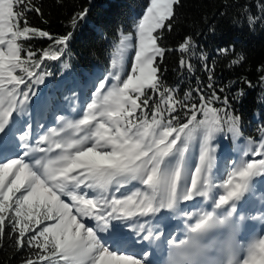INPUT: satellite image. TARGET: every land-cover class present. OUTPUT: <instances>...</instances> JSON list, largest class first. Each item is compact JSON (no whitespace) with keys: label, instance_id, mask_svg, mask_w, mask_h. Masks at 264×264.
<instances>
[{"label":"snow or ice","instance_id":"snow-or-ice-1","mask_svg":"<svg viewBox=\"0 0 264 264\" xmlns=\"http://www.w3.org/2000/svg\"><path fill=\"white\" fill-rule=\"evenodd\" d=\"M179 3L151 0L136 24L131 70L125 71L128 37H123L81 118H59L61 126L36 142L47 147H38L30 143L32 125L25 129L26 122L16 117L26 114L37 95L34 86L52 75L42 69L44 61L64 55L71 33L53 38L29 26L26 14L40 12L32 0H0V244L9 236L17 250L27 247L31 255L22 264H153L152 245L158 239L195 247L198 233L218 212L226 218L221 223L238 234L245 216L237 217V202L251 192L253 178L264 175V139L255 147L249 140L239 161L221 173L212 141L223 131L222 123L239 136L238 118L228 115L225 120L221 109L210 106L220 99L215 92L207 101L200 97L201 107L189 109L186 123L172 115L176 102L169 89L160 90L154 66L166 50L157 43L162 36L154 33L165 27ZM32 38H48L54 46L37 59L21 43ZM190 43L186 38L179 50L187 52ZM147 89L159 93L152 107ZM197 112L203 119H197ZM194 198L210 201V210L181 208V202ZM165 209L184 217L179 237L164 236L151 219L140 222ZM123 227L130 233H122ZM133 236L148 243L137 244ZM227 253L230 264H264V238L246 244L237 240Z\"/></svg>","mask_w":264,"mask_h":264},{"label":"trees","instance_id":"trees-1","mask_svg":"<svg viewBox=\"0 0 264 264\" xmlns=\"http://www.w3.org/2000/svg\"><path fill=\"white\" fill-rule=\"evenodd\" d=\"M32 3L40 12L26 14L29 26L47 31L53 38L71 33L64 55L56 61L45 60L42 65L44 71L52 73L45 77L48 85L62 97L70 90L65 77L70 82H83L95 73L97 77L106 75L115 47L124 34L134 33L149 0ZM81 12L85 13L82 18ZM169 23L171 30L167 28ZM157 34L162 36L157 43L166 50L163 59L157 57L154 65L158 67L160 90L171 91L176 102L172 115L180 123L187 122L193 105L201 107V96L207 101L215 92L220 99L210 106L221 109L219 114L225 120L228 115L239 120L237 142L251 140L256 144L264 139V0H180L173 6L172 18L154 33ZM186 38L191 40L189 49L181 52L179 45ZM21 43L25 50L36 52L37 59L42 50L54 46L48 38ZM65 63L68 67H64ZM147 95L153 97L150 107L159 102V93L147 89ZM196 115L198 120L203 118L200 112ZM222 129L220 137L226 139V146L232 147L234 136L226 124L222 123ZM29 255L27 247L17 250L9 236L0 244V264H22Z\"/></svg>","mask_w":264,"mask_h":264},{"label":"rangeland","instance_id":"rangeland-1","mask_svg":"<svg viewBox=\"0 0 264 264\" xmlns=\"http://www.w3.org/2000/svg\"><path fill=\"white\" fill-rule=\"evenodd\" d=\"M150 2L151 0H149V4ZM146 8L144 11H146ZM123 37H128L127 41L125 42L126 45L128 46L125 48L124 55H125V71H130L131 63L135 56V47L137 44L136 28L134 33L124 34L122 38ZM115 51H116V47L113 54L115 53ZM97 74L98 73H95L87 77L83 82H78V80H72L73 82L72 81L70 82V79H68L69 77H65L64 80L69 82L70 90H68L66 94L63 95L62 97H59L58 92L53 90L50 87V85H48L49 80H44V83L34 86L37 95L32 97V99L28 102L26 114L17 116L16 119H18L21 122H26L24 123L25 129L27 128V124H31L32 135L35 133L36 135L41 136L42 131L46 133L51 128L54 127L58 128L61 125L59 118H64V120H69L70 118H72V120L73 119L76 120L81 118L83 114V110L86 107V104L90 102L91 96L95 91V86L98 84L99 79L103 77V76L97 77ZM61 87L62 85L60 86V88ZM88 90L90 91V95H88ZM19 134L20 133L18 132L17 136ZM220 136L221 135L219 134V132L216 133L213 138L212 144L216 148V157H217L216 164L219 167L220 172L223 173L225 169L230 170L231 165L239 161L247 143L242 144L239 141L237 142V139H235L236 137H233L234 141L232 147L230 145L226 146V139L221 138ZM199 139H200V134L198 133L197 148H198ZM258 143L256 144L253 143V146L255 147ZM251 158H252L251 155L246 157V159H251ZM256 158L259 159L260 157H256ZM2 162L4 161L1 160L0 163ZM256 180H258V178L254 177L253 181ZM217 183H219V181H217ZM262 190H264V185L253 186L251 192L245 195L246 198L244 201L246 203L250 202L246 205L253 207L254 204V206H256V203L253 200H257L258 198H260V195L264 193ZM194 199L198 201H202L201 198H194ZM181 203H182L181 204L182 208H184L183 205L186 202H181ZM148 219L153 220L154 217H149ZM162 222L166 223L167 221L165 220ZM162 222L159 221L158 223H162Z\"/></svg>","mask_w":264,"mask_h":264},{"label":"clouds","instance_id":"clouds-1","mask_svg":"<svg viewBox=\"0 0 264 264\" xmlns=\"http://www.w3.org/2000/svg\"><path fill=\"white\" fill-rule=\"evenodd\" d=\"M225 220L224 214H215L211 225L198 233L200 238L195 247L180 244L179 241L169 245L163 239H158L155 244L162 254L160 264H230L227 248L238 239L227 222L221 223ZM180 239L184 240L186 236Z\"/></svg>","mask_w":264,"mask_h":264},{"label":"bare ground","instance_id":"bare-ground-1","mask_svg":"<svg viewBox=\"0 0 264 264\" xmlns=\"http://www.w3.org/2000/svg\"><path fill=\"white\" fill-rule=\"evenodd\" d=\"M69 120H72V118H70ZM41 134L43 135L45 133L42 132ZM39 137L40 136H37L36 134L31 135L30 143L32 145L38 146V147H47L45 144L36 145V142L39 139ZM18 150L19 149H16V151H18ZM1 160H3V159H0V161ZM263 177H264L263 175L262 176H258L257 177L258 180L252 181V185L253 186H262V185H264V178ZM245 198H246V196L241 201L237 202V207H240V206H243V205H246V204L250 203V202L245 203V201H244ZM191 205H197V206L196 207H192ZM180 206L182 208V205H180ZM201 206L204 207L205 210H210V201L205 202L203 200L202 201H198V200L194 199L193 201L186 202L183 205L184 209L192 211L193 213L198 212L200 210ZM243 208L244 209H240V210L237 209V213H236L237 217L239 215H241L242 212L251 211L250 208L249 209H246V207H243ZM163 217H167V219L163 220V221L166 220L167 221L166 223L161 221V218H163ZM148 218H142L140 222L143 223L144 219H148ZM159 221L162 222V223H158ZM169 222H172V223L175 222L177 224V226L174 227L173 230H172L173 233H178L179 231L182 232L184 227H185V225H184V217L177 216L174 212H172V210H166V209L162 210V212L160 214H157L156 217H154V219L152 220V223H153L154 226L159 225L160 227L164 226L165 224H168ZM172 223H170V224H172ZM121 230L123 231L122 233H124V232L130 233V231H131L129 227H123ZM133 251H135V249H133Z\"/></svg>","mask_w":264,"mask_h":264}]
</instances>
